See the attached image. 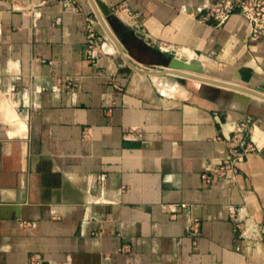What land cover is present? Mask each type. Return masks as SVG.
<instances>
[{
	"label": "crops",
	"instance_id": "crops-1",
	"mask_svg": "<svg viewBox=\"0 0 264 264\" xmlns=\"http://www.w3.org/2000/svg\"><path fill=\"white\" fill-rule=\"evenodd\" d=\"M101 1L133 64L263 93L264 37L239 14L201 21L215 0ZM94 17L89 0H0V264H264L263 99L134 70L97 19L91 61ZM246 115L254 149L203 182Z\"/></svg>",
	"mask_w": 264,
	"mask_h": 264
},
{
	"label": "built area",
	"instance_id": "built-area-1",
	"mask_svg": "<svg viewBox=\"0 0 264 264\" xmlns=\"http://www.w3.org/2000/svg\"><path fill=\"white\" fill-rule=\"evenodd\" d=\"M233 14H239L249 24L248 38L256 41L264 37V0H215L206 5L199 13L198 18L214 26L224 24ZM94 17L87 24L86 54L89 60L94 61L96 48L102 43V37L96 32ZM264 93V91H262ZM255 128L254 118L250 115L243 116L235 122L230 138V146L221 162L208 168L201 174L203 182H209L210 176L219 174L224 178H233L237 164L245 159L254 149L253 133ZM185 207L186 204H180ZM236 227L244 237L255 239L261 232L249 214L238 210L234 215Z\"/></svg>",
	"mask_w": 264,
	"mask_h": 264
},
{
	"label": "water",
	"instance_id": "water-1",
	"mask_svg": "<svg viewBox=\"0 0 264 264\" xmlns=\"http://www.w3.org/2000/svg\"><path fill=\"white\" fill-rule=\"evenodd\" d=\"M89 2L91 3L93 10L96 14L97 20H98L97 27H98L99 34L100 35L104 34L101 24H104L106 26L108 24V28H110V32H111L110 34L113 37L112 40L114 41L119 53L121 54V56L123 57L125 62L134 70L146 73L148 75L167 74L168 78L175 80L180 84L184 83V78H192V79H195V80H198L200 82L207 83V84H210L213 86L228 88L231 90L242 92V93H245L247 95H251V96L257 97L259 99H263V101H264V93H261L257 90L249 88L247 86H239L237 84H231V83L224 82V81L220 82V81H216L213 79L202 78V77L194 76V75L184 76L181 73V69L186 70V71H194V72H197V71L194 70L195 68H192L190 64L184 63L183 61H180V60L173 58V57L169 59V62L167 63V65L149 64V65L142 67V66H137V65L133 64L128 58H126L124 56V52L126 54L128 53L127 49L123 45V43L119 40L116 32L111 28V26L109 25V23L106 19L110 15V10L107 7V5L104 4L101 0H89ZM237 96H239V94ZM238 98H242L246 103L250 102L246 96L242 95V97H238Z\"/></svg>",
	"mask_w": 264,
	"mask_h": 264
},
{
	"label": "trees",
	"instance_id": "trees-1",
	"mask_svg": "<svg viewBox=\"0 0 264 264\" xmlns=\"http://www.w3.org/2000/svg\"><path fill=\"white\" fill-rule=\"evenodd\" d=\"M113 29L115 30V32H116V29L113 27ZM116 33H118V32H116ZM123 43H125V45L127 44V38L126 37H124L123 39ZM126 47L128 48V50L130 51V53H132L133 55H134V52L131 50V48H130V46L127 44L126 45Z\"/></svg>",
	"mask_w": 264,
	"mask_h": 264
},
{
	"label": "rangeland",
	"instance_id": "rangeland-1",
	"mask_svg": "<svg viewBox=\"0 0 264 264\" xmlns=\"http://www.w3.org/2000/svg\"><path fill=\"white\" fill-rule=\"evenodd\" d=\"M96 19H97V18H96ZM106 19H107V21H108V23H109L108 17H107ZM97 24H98V21H97ZM109 25H110V23H109ZM98 26H99V25H98ZM99 28H100V27H99ZM103 33H104V32H103ZM104 35H106V34L104 33L103 36H104ZM150 76H152V78H154V77H153L154 75H150Z\"/></svg>",
	"mask_w": 264,
	"mask_h": 264
}]
</instances>
